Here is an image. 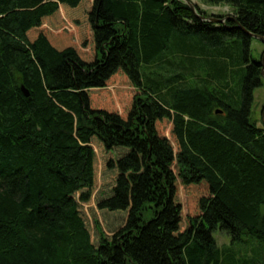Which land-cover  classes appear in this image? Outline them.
Returning a JSON list of instances; mask_svg holds the SVG:
<instances>
[{
	"label": "trees",
	"instance_id": "trees-1",
	"mask_svg": "<svg viewBox=\"0 0 264 264\" xmlns=\"http://www.w3.org/2000/svg\"><path fill=\"white\" fill-rule=\"evenodd\" d=\"M204 1L0 0V264H264V0Z\"/></svg>",
	"mask_w": 264,
	"mask_h": 264
},
{
	"label": "rangeland",
	"instance_id": "rangeland-1",
	"mask_svg": "<svg viewBox=\"0 0 264 264\" xmlns=\"http://www.w3.org/2000/svg\"><path fill=\"white\" fill-rule=\"evenodd\" d=\"M184 1V0H183ZM192 2L195 7H198L200 10H202V15L206 16H213V15H226L230 14L232 12V9L226 4V3H219V4H212L207 3L204 0H189ZM83 28L84 30L87 29V21H83ZM82 36H84V33H82ZM264 53V45L263 43L256 39L252 38L251 40V54L255 58H262ZM108 88L110 89H116V94L114 98H111L110 100H117V106L122 112L127 111V107L130 104V101L132 99V96L136 92L135 87L130 83V81L127 79V77L123 73H118L115 75L110 82H108ZM113 103L111 102L110 105H108V109L113 108ZM252 117L257 121V124L259 126L264 125V80L263 85L256 88L254 90V100L252 104ZM163 129H166V126H163ZM203 190V186L198 185L192 187L191 191L193 192L191 195V201L190 203H187V210L191 213L196 212V205H195V196L198 197L200 194V191ZM212 235L216 240L217 246L221 249H224L227 246L234 247V250L239 249L242 256L248 257V256H262V251L264 249V244L260 243L258 240H256L252 235L248 234L247 232H243L241 234V240L235 242L231 241V237L226 232L219 229V227H216L212 231ZM240 254V253H238ZM240 254V255H241ZM260 258V257H259Z\"/></svg>",
	"mask_w": 264,
	"mask_h": 264
},
{
	"label": "water",
	"instance_id": "water-1",
	"mask_svg": "<svg viewBox=\"0 0 264 264\" xmlns=\"http://www.w3.org/2000/svg\"><path fill=\"white\" fill-rule=\"evenodd\" d=\"M184 2L187 3L189 5V7L191 8L192 12L196 16L201 18L202 20H207V21H211V22L223 21V19H218V18H216L214 16H203L202 14H199L197 12L196 7H195V5L192 2H190L189 0H184ZM246 34L248 36H250L251 38H256V39L260 40L264 44V38L262 36H260L258 34H255V33H252V32H249V31H247ZM261 64H262L261 73H262V76L264 77V53H263V56L261 58ZM22 91H23L24 95L27 96L28 93H27V91L24 88H22ZM219 112H221V111L219 110Z\"/></svg>",
	"mask_w": 264,
	"mask_h": 264
},
{
	"label": "bare ground",
	"instance_id": "bare-ground-1",
	"mask_svg": "<svg viewBox=\"0 0 264 264\" xmlns=\"http://www.w3.org/2000/svg\"><path fill=\"white\" fill-rule=\"evenodd\" d=\"M264 45V44H263Z\"/></svg>",
	"mask_w": 264,
	"mask_h": 264
}]
</instances>
